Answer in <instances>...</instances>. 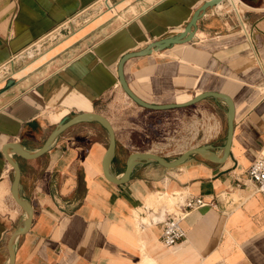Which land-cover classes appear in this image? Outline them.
I'll return each mask as SVG.
<instances>
[{
  "label": "crops",
  "instance_id": "obj_1",
  "mask_svg": "<svg viewBox=\"0 0 264 264\" xmlns=\"http://www.w3.org/2000/svg\"><path fill=\"white\" fill-rule=\"evenodd\" d=\"M203 1L0 0V147L15 141L33 152L62 119L96 112L114 132L109 168L116 177L132 151L172 160L208 144L221 155L226 105L212 97L194 103L219 117L203 142L173 155L135 146L137 124L124 111L178 108L139 107L116 75L122 54L182 31ZM239 1L241 18L221 0L196 20L189 41L122 65L129 89L150 103L183 102L205 90L229 95L228 157L212 163L191 154L172 168L143 161L114 184L101 172L108 138L95 121L70 125L36 158L8 149L20 170L17 193L32 207L28 229L14 239L13 264H264V196L235 186L264 155V0ZM12 176L0 152V264H8L7 239L26 216L10 195ZM174 192L180 199L216 197L214 206L187 211L180 222L185 238L169 248L159 242V220L150 227L139 221L140 232L133 223L136 215L145 220L148 196Z\"/></svg>",
  "mask_w": 264,
  "mask_h": 264
},
{
  "label": "water",
  "instance_id": "obj_2",
  "mask_svg": "<svg viewBox=\"0 0 264 264\" xmlns=\"http://www.w3.org/2000/svg\"><path fill=\"white\" fill-rule=\"evenodd\" d=\"M220 1L221 0H204L198 7H196L192 11L182 31L178 32L177 34L170 36V37H164L161 39H157L155 41L148 43L141 49L134 50V51H128L122 54L118 58V61L116 63V75H117L118 84L121 87L122 91L125 93V95L128 98H130L131 101H133L139 107H142L148 110H166V109L186 107L206 97H212V98L220 99L221 101H223L226 105V111H225V136H224V142L222 145L221 155H216L210 149V145L208 144L185 149L172 160H165L164 158H162L161 156L157 154L146 152V151H132L126 155L124 159V168L121 174L118 177H116L115 175L111 173L110 168H109L111 157L115 149L114 132H113L112 126L110 125L109 121L103 115L96 113V112H80V113L73 114L68 118L62 119L48 133V135L46 136V138L44 139L40 147L33 152L26 151L25 149H23V147L19 143L15 141H7L3 143L0 147V152L3 155L5 161L10 165L13 171V176H12V180H11L10 188H9L10 195L13 201L26 214L22 225L16 227L11 232V234L9 235L7 239L6 250L8 254V264H13L14 239L16 236L24 233L28 229L30 221H31V216H32V207L30 203L27 200L19 197L17 193L18 182L20 178V170H19V166L17 162L8 153V149L11 150L16 155H18L19 157L24 158V159L36 158L42 155L44 152H46L52 140L60 132H62L64 129H66L70 125L77 123L79 121H95L99 123L106 130L107 138H108L107 145H106L105 151L101 159V172H102L103 177L106 180L114 184H122L126 182L130 175V171L132 167L143 161L153 160L163 167L172 168L182 163L191 154H197L200 157H202L204 160H207L212 163H222L228 157L229 147L231 143L232 130H233V114H234L233 101L229 95L219 92V91L205 90V91H201L193 95L192 97H190L189 99L183 102L150 103V102L144 101L143 99L139 98L136 94H134L129 89V87L127 86L124 80L123 73H122L123 62L130 57L150 54L152 52L159 51L165 47H168L171 44L189 41L193 34V29L195 27L196 20L204 13L206 8H209V7H212L218 4Z\"/></svg>",
  "mask_w": 264,
  "mask_h": 264
},
{
  "label": "rangeland",
  "instance_id": "obj_3",
  "mask_svg": "<svg viewBox=\"0 0 264 264\" xmlns=\"http://www.w3.org/2000/svg\"><path fill=\"white\" fill-rule=\"evenodd\" d=\"M227 8L231 10L229 3ZM123 116L137 124V130L133 133L135 146L141 150L153 149L169 155L209 138L215 128V119L219 118L216 115L213 117L206 106L199 104L167 112H151L131 108L124 111ZM177 194L178 192H174L157 196L154 198V203L145 208H162L171 211L178 201ZM234 198H236L235 195ZM141 212L144 210H140L139 214ZM139 221L146 227L151 226L147 220H142L139 215H136L135 224L133 223L136 232H140L137 225Z\"/></svg>",
  "mask_w": 264,
  "mask_h": 264
},
{
  "label": "built area",
  "instance_id": "obj_4",
  "mask_svg": "<svg viewBox=\"0 0 264 264\" xmlns=\"http://www.w3.org/2000/svg\"><path fill=\"white\" fill-rule=\"evenodd\" d=\"M228 4V0H224ZM236 187H244L248 193H259L264 196V155L255 157L244 171V179L235 178ZM181 196L180 193L177 194ZM220 196L222 194L220 193ZM213 196L204 201L201 197L185 196L178 200L171 211L165 212L164 217L157 221L160 224L159 242L164 247H171L185 238V232L181 227V220L190 209L199 206L215 205ZM139 226V223H138Z\"/></svg>",
  "mask_w": 264,
  "mask_h": 264
},
{
  "label": "bare ground",
  "instance_id": "obj_5",
  "mask_svg": "<svg viewBox=\"0 0 264 264\" xmlns=\"http://www.w3.org/2000/svg\"><path fill=\"white\" fill-rule=\"evenodd\" d=\"M228 3H229V6L231 7V10L236 14L237 18L238 19L241 18L240 17V11L245 7L241 3V1H239V0H228ZM218 5L220 6V4H218ZM157 196L158 195H156V194H152V195L148 196V198L146 199L145 207L153 204L154 200H155L154 198ZM176 197L178 198V200H180V196L177 195ZM224 198L226 199V201L228 200L229 202L235 201L233 192L225 193ZM147 209H151V211H147ZM165 212H167V210L162 209V208H159V209L146 208V211H145L143 216H144L145 220H147L148 223L151 224L152 223L150 221L151 219H152V221L161 220L163 218ZM173 246H175V245H173ZM173 246H171V247H173ZM171 247H169V248H171Z\"/></svg>",
  "mask_w": 264,
  "mask_h": 264
}]
</instances>
